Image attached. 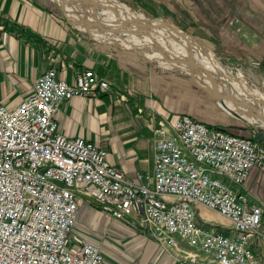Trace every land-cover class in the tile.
<instances>
[{
    "label": "built area",
    "instance_id": "2783aa9c",
    "mask_svg": "<svg viewBox=\"0 0 264 264\" xmlns=\"http://www.w3.org/2000/svg\"><path fill=\"white\" fill-rule=\"evenodd\" d=\"M107 88L92 68L67 80L49 67L14 107L0 100V264H101L100 245L75 229L83 197L169 245L185 238L220 264H261L249 239L264 208L235 187L264 166V146L181 113L154 126L152 172L129 177L106 149L61 133L55 120L62 103ZM199 205L229 218L230 227L200 225ZM204 258L180 250L177 260Z\"/></svg>",
    "mask_w": 264,
    "mask_h": 264
},
{
    "label": "crops",
    "instance_id": "0c3cea01",
    "mask_svg": "<svg viewBox=\"0 0 264 264\" xmlns=\"http://www.w3.org/2000/svg\"><path fill=\"white\" fill-rule=\"evenodd\" d=\"M165 2L168 9L180 15L196 13L198 5L203 15L208 7L209 14L213 17L200 16L191 30L195 37L222 47L225 52L234 55L240 52L242 59L247 56L256 60L259 66L252 69L264 74V0H212L209 5L208 0ZM52 11L43 0H0V100L7 107H14L32 91L35 77L50 64L57 67L59 78L67 80L72 78L74 69L92 68L109 81L111 92L99 90L96 96L83 99L74 97L64 102L55 114L57 128L67 136H83L106 149L110 163L128 176L133 177L137 171L152 172L155 145L153 126L160 119L171 122L177 114L186 113L210 126L217 125L239 134L245 132L242 116L264 125V115L253 109L251 114L256 118H249V111L235 106L242 101L229 90L214 89L216 99L212 101L199 90H191L185 78L179 74L164 73L159 78L160 82L153 75V82L149 83L152 70L151 76L145 73L134 74L129 68L132 66L131 62L122 61L119 57L116 61H110V69L106 68L102 64L103 55L94 50H91L92 54H88L90 49L85 45L88 41L77 38L73 32L69 33ZM236 26L241 27L243 34L246 33V39L235 32ZM66 43L75 46L80 57L75 55L73 47L70 56L66 57L61 52L51 58V53L55 52L54 46L64 47ZM63 60L66 62L63 63ZM105 63L107 65L108 60ZM151 88L154 99L145 95ZM125 91L128 96L132 94L129 109L123 103ZM107 94L114 96L110 105L105 97ZM226 97L231 99L227 100ZM223 104L239 115L227 111ZM262 108L264 109V103ZM152 113L157 115L154 120L149 117ZM235 188L246 192L253 203L264 208V167L252 169L246 183ZM198 208L218 217L220 224L216 225L230 226L231 222L216 211L204 206ZM105 216H102L105 220L103 230L104 227L114 226L124 233L116 234L119 238L117 240L106 235L97 236L93 240L84 235L100 245L103 256L101 264H176V246L169 247L160 243L139 225H132V232H129L126 220L109 218L106 221ZM177 244L190 249L182 238H176ZM250 244L260 253L264 264V223L258 226L250 238Z\"/></svg>",
    "mask_w": 264,
    "mask_h": 264
},
{
    "label": "bare ground",
    "instance_id": "6f19581e",
    "mask_svg": "<svg viewBox=\"0 0 264 264\" xmlns=\"http://www.w3.org/2000/svg\"><path fill=\"white\" fill-rule=\"evenodd\" d=\"M54 1L58 3V5L64 11V14L75 27L91 34L95 39L116 42L122 47L134 46V48H141V51L145 56L157 59L165 66L171 65V67H179L182 68V70L184 69V71H190L197 81L210 91H214L216 88L222 89L224 91L229 90L232 95L242 101V103H240V101L236 104L234 103L235 106L239 107L240 109L245 108L247 111H249V114H247L249 118H256V116L251 114L253 109L258 110L259 113L264 115V109L262 108L264 103L263 89L250 87L247 84L245 78L234 79L228 77L229 71L226 70L224 66H222L220 62L214 58V55L210 50L205 49L199 44V42L195 41L184 31L179 30L175 26L172 27L169 23H167V20H151L146 18L144 15L133 11L128 5L120 2L119 0ZM108 29L120 32L118 34H114L110 31L108 32ZM145 37L147 38L145 39ZM210 73H213V75ZM216 77L219 78L218 80L220 82L216 80ZM207 78L210 81H208ZM222 80L227 81L228 84L226 83V85L224 82H222ZM253 88L256 89L253 90ZM219 99H221V97ZM225 99L228 100L231 99V97H226ZM222 106L231 113H237L227 105L223 104ZM242 118L244 119L245 117L242 116ZM247 121L250 122L249 120ZM198 207L196 208V214ZM206 208L210 209L209 207ZM210 210L216 211L215 209ZM220 215L225 217L222 214ZM120 219L126 220L125 218ZM227 219L231 222L229 218ZM200 225L213 226L219 229L230 227L210 224L207 222H201ZM252 236L253 234L250 236V238ZM182 239L190 249L187 250L186 248L179 247L177 245H169V242L167 243L162 240H156L166 246L177 247L176 264H179L177 257L179 256L180 250L184 251L185 253L198 252L201 256L205 255V258L201 260V263L220 264L216 260H213L211 256L204 252L201 248L196 246L199 249L198 250L197 248L193 247L194 245L189 244L185 238ZM173 244H176V239L173 241Z\"/></svg>",
    "mask_w": 264,
    "mask_h": 264
},
{
    "label": "rangeland",
    "instance_id": "374dc122",
    "mask_svg": "<svg viewBox=\"0 0 264 264\" xmlns=\"http://www.w3.org/2000/svg\"><path fill=\"white\" fill-rule=\"evenodd\" d=\"M43 1L48 3V6L53 10L52 12L56 15L58 20L61 21L62 24L66 26V29L68 30L69 33L73 32V34L77 38L79 37V38H81V40L83 39L84 41H88L85 43L86 47H89V49H90L88 54H92L91 50H94L95 52L96 51L100 52V54L103 55L102 58H103L104 62L102 64L104 66H106V68L110 69V64H109L110 61L112 59H114L116 61L117 58L119 57L120 59H122V61L129 60L131 62L130 64L132 66H130L129 68L132 70V73H134V74L145 73V75L151 76L150 70H152L153 73H152L151 79L148 78L149 83L153 82L152 81V79L154 78L153 75L160 82L159 78L164 73L179 74L185 78V81L187 82V86H189V88H191V90L192 89L199 90V92L202 93V95H204V97H206L212 101H215L216 98L212 99V97L210 96V94H212L214 96L213 91L212 90L209 91L207 88L200 85L199 82L197 81V79L194 76H192L190 71H186V70L184 71V69L182 70V68H179V67H171V65L165 66V65L161 64L157 59L149 58V57L145 56L144 53L141 51V48H136V47L134 48V46H131V47H124L123 46L122 47L121 45H119L116 42H112L109 40L102 41V40L95 39L91 34L86 33L84 31L78 29L72 23H70L68 21L69 19L64 14V11L58 5L57 2H55L53 0H43ZM119 1L128 5L133 11L141 13L146 18H149L151 20L164 19V20L171 22L179 30L184 31L186 34L193 37L194 40H196L197 42H200V44L203 47L210 50L212 52V54L214 55V58L216 60H218V62H220V64L222 66H224V68L226 70L229 71L228 77H231L234 79L245 78L247 84L250 87H256L259 89H260V87H262V89L264 90V84H263L264 83V74L257 71L256 69H252V68H256L259 66V63L256 60H253L252 58H249L247 56H245V58L242 59L240 52H238L237 55H234V54H231L230 52H225L222 49V47H217V46L211 45V44H209L208 41H202L201 39L195 37V35L192 33L191 30H192L194 23L196 21H198V19L202 15L200 13L198 3H197L198 7H196V8H198V10H197L198 13L196 12V13H191V14L180 15V14H177L174 11L168 9L165 5L166 4L165 0H119ZM211 1L212 0H208V5ZM205 11L206 12L203 13L202 16L204 18H208L210 16L209 8L206 7ZM195 17L197 18V20H195ZM211 17H213V16L211 15L210 18ZM206 20L208 21V19H206ZM235 22H237V21L235 20ZM234 30L236 33L240 34L243 39H246L247 35H246V33L243 34L240 26H236L234 28ZM109 31L111 33H114V34H118L120 32V31H115L112 29H108V32ZM146 38L147 37H145V39ZM73 47H75V46H71L67 43H66V45H64V47L56 48L54 46L55 52L51 53V58H54L56 56V53H61V52L64 53L66 57H68L67 55L70 56V54L72 53ZM61 49H62V51H61ZM75 50H76L75 55L80 57L78 54L79 51L76 49V47H75ZM81 52H84V51H81ZM60 56H62V55H60ZM62 59H64V58H62ZM105 60L106 61L108 60L107 65L105 63L106 62ZM65 62L66 61L63 60V63H65ZM49 67L57 68L53 64H50L47 68H49ZM83 68H87V67H83ZM79 69H81V68H79ZM56 72H57V69H56ZM210 74L213 75V73H210ZM98 76H100V75H98ZM100 77H102V76H100ZM218 79L219 78L216 77V80L218 82H220ZM208 81H210V80L208 79ZM222 82H224L225 84L226 83L228 84L227 81L222 80ZM219 84H221V83H219ZM252 84H257V85H252ZM111 88H112L111 84L109 83V88L103 89L101 91L102 92H108V91L111 92ZM256 88H253V90H255ZM124 94H125V100L123 99L124 100L123 103L125 102L124 103L125 106L128 107V109H129L131 107V104H132V94L128 96L127 91H125ZM153 94L154 93L152 91V88L149 89V91L147 93H145V95H147L151 99H154ZM105 97L107 98L106 99L107 103H109V105H110L114 96L111 94H107V95H105ZM108 109L111 111L110 107ZM130 111H131V109H130ZM232 113L238 116L237 113H234V112H232ZM149 117L154 120L157 117V115H156V113H152V114H149ZM165 120H168V119H165ZM242 120L245 121V123H244L245 129L243 128V130H245V132H242L241 134H239V133H235V134H238L241 136H253V138L256 140H258V138H260L258 136V132H260L261 134H264V125H257V122L255 124H253L254 122L250 123L251 121L248 122L245 118ZM168 122H170V121L168 120ZM154 126H153V129H154ZM211 126H217V125L211 124ZM258 126H260V127H258ZM222 128H224V127H222ZM224 129L229 131V132H233L227 128H224ZM153 132H154V130H153ZM258 142H260V144H262L264 146V139L258 140ZM129 177H132V176H129ZM78 208L80 210L78 211V217H77L75 229L77 231L81 232L86 237H89V238H92L93 240H96L97 236H100V235L105 236L106 235V236H111L113 239L115 238V240H117L119 238H118V236H116V234L122 235L124 233L123 231H121L120 229H117L114 226H109L108 228L104 227V230L102 229L103 222H105V220L102 219V216H105V215H103L99 211L98 206L90 198L83 197ZM109 218L110 217H108L106 219V221L107 220L109 221ZM197 220L200 223L201 222H207V223L215 224V225L220 224V223H218L220 220V219L218 220V217H216L210 213H205L200 208H198V211H197ZM127 230L129 232L130 231L132 232V226H130L128 224Z\"/></svg>",
    "mask_w": 264,
    "mask_h": 264
},
{
    "label": "water",
    "instance_id": "95a60500",
    "mask_svg": "<svg viewBox=\"0 0 264 264\" xmlns=\"http://www.w3.org/2000/svg\"><path fill=\"white\" fill-rule=\"evenodd\" d=\"M167 23H169L172 27H174V25L171 22L167 21ZM210 96L212 97V99H215V96H213L212 94H210ZM258 136L260 137L258 138V140L264 139V134H261L260 132H258Z\"/></svg>",
    "mask_w": 264,
    "mask_h": 264
},
{
    "label": "trees",
    "instance_id": "16d2710c",
    "mask_svg": "<svg viewBox=\"0 0 264 264\" xmlns=\"http://www.w3.org/2000/svg\"><path fill=\"white\" fill-rule=\"evenodd\" d=\"M101 74H103V73H101ZM224 129V128H223Z\"/></svg>",
    "mask_w": 264,
    "mask_h": 264
}]
</instances>
